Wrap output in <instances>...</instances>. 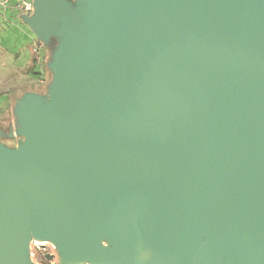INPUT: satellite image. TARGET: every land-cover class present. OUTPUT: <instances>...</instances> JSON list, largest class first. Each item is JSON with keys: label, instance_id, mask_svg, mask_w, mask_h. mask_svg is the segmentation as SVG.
Listing matches in <instances>:
<instances>
[{"label": "water", "instance_id": "obj_1", "mask_svg": "<svg viewBox=\"0 0 264 264\" xmlns=\"http://www.w3.org/2000/svg\"><path fill=\"white\" fill-rule=\"evenodd\" d=\"M21 19L51 78L0 127V264H35L32 237L58 264H264V0Z\"/></svg>", "mask_w": 264, "mask_h": 264}, {"label": "rangeland", "instance_id": "obj_2", "mask_svg": "<svg viewBox=\"0 0 264 264\" xmlns=\"http://www.w3.org/2000/svg\"><path fill=\"white\" fill-rule=\"evenodd\" d=\"M67 1L74 3L76 0ZM35 41L33 33L19 14L6 20L0 16V59L6 62L5 82L0 85V127L14 128V107L25 93L44 91L42 96L47 97L46 89L50 85L51 77L47 69H43L44 64L41 65V62L43 58L44 61H48L49 50L42 46L37 54V61L34 62L32 59L34 54L31 55L30 48L37 43ZM54 44L55 42L52 47ZM16 134L13 141L9 138L3 143L10 147L16 146L18 141L22 140V137ZM30 248H35L43 254L53 255L51 261H46L48 264L59 263L56 251L49 243H44L42 246L31 243Z\"/></svg>", "mask_w": 264, "mask_h": 264}, {"label": "built area", "instance_id": "obj_3", "mask_svg": "<svg viewBox=\"0 0 264 264\" xmlns=\"http://www.w3.org/2000/svg\"><path fill=\"white\" fill-rule=\"evenodd\" d=\"M0 7L2 9L10 8L14 11L23 13V15H30L32 12V0H0ZM32 54H38L39 50L34 44L31 49Z\"/></svg>", "mask_w": 264, "mask_h": 264}, {"label": "crops", "instance_id": "obj_4", "mask_svg": "<svg viewBox=\"0 0 264 264\" xmlns=\"http://www.w3.org/2000/svg\"><path fill=\"white\" fill-rule=\"evenodd\" d=\"M12 2H13V0H11ZM16 14H19V16H20V18H22V16H24L23 15V13H20V12H17V11H14V10H12V9H10V8H7V9H2L1 7H0V16L2 17V18H4V20H6V18H12V17H14ZM36 42V41H35ZM31 49H32V47L30 48V52H31ZM31 55H32V52H31ZM30 57H28V59H29ZM32 59H33V55H32ZM26 60V59H25ZM29 62H28V65H30L31 63H30V60H28ZM37 61V60H36ZM35 62V61H34ZM26 63H27V61H26ZM5 69H6V62L5 61H3V60H1L0 59V85H3L4 84V82H5ZM0 98H1V95H0Z\"/></svg>", "mask_w": 264, "mask_h": 264}, {"label": "bare ground", "instance_id": "obj_5", "mask_svg": "<svg viewBox=\"0 0 264 264\" xmlns=\"http://www.w3.org/2000/svg\"><path fill=\"white\" fill-rule=\"evenodd\" d=\"M30 241L33 242L37 246H41L43 243H45V241H43L41 239H36V238H33V237L31 238ZM136 257L139 260H149L150 259V254H149L148 251H141V252H138L136 254ZM69 264H84V262L74 260V261H69Z\"/></svg>", "mask_w": 264, "mask_h": 264}, {"label": "trees", "instance_id": "obj_6", "mask_svg": "<svg viewBox=\"0 0 264 264\" xmlns=\"http://www.w3.org/2000/svg\"><path fill=\"white\" fill-rule=\"evenodd\" d=\"M36 46H37L38 50L40 51L42 45H41L39 42H37V43H36ZM37 57H38V55H37V54H34V55H33V61H36ZM44 60H45V59L43 58V61L41 62V65L44 64L43 69H44V68L46 69V67H45V62H46V61H44ZM32 252H33V259L35 260L36 263H38V262H40L41 260H43V257H44V256H43V253H42L41 251L36 250V249L34 248ZM46 264H47V263H46Z\"/></svg>", "mask_w": 264, "mask_h": 264}, {"label": "flooded vegetation", "instance_id": "obj_7", "mask_svg": "<svg viewBox=\"0 0 264 264\" xmlns=\"http://www.w3.org/2000/svg\"><path fill=\"white\" fill-rule=\"evenodd\" d=\"M43 256H44V254H43ZM39 264H46L47 262H46V260L44 259V257H43V260H41L40 262H38ZM48 264V263H47Z\"/></svg>", "mask_w": 264, "mask_h": 264}]
</instances>
